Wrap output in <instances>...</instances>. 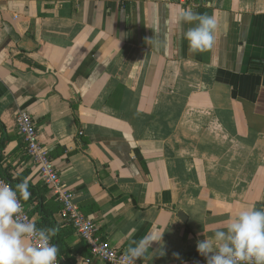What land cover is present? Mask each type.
Returning a JSON list of instances; mask_svg holds the SVG:
<instances>
[{
	"label": "crops",
	"instance_id": "1",
	"mask_svg": "<svg viewBox=\"0 0 264 264\" xmlns=\"http://www.w3.org/2000/svg\"><path fill=\"white\" fill-rule=\"evenodd\" d=\"M188 7L215 15L210 50H189ZM18 111L110 247L147 236L165 252L151 264L201 258L198 240L264 208V0H0V165L34 188L37 227L59 228L61 263L83 264Z\"/></svg>",
	"mask_w": 264,
	"mask_h": 264
},
{
	"label": "clouds",
	"instance_id": "2",
	"mask_svg": "<svg viewBox=\"0 0 264 264\" xmlns=\"http://www.w3.org/2000/svg\"><path fill=\"white\" fill-rule=\"evenodd\" d=\"M177 20L190 25L184 39L191 52L213 48L218 28L215 15L191 7L180 8ZM30 195L27 183L13 189L0 180V264H59V249L51 242L59 228H38L26 216L21 200L27 201ZM225 223V229L197 241V251L206 264H264V208L240 211ZM154 241L145 236L133 242L134 246H129L122 258L124 264H137L138 260L151 264L154 256H164L162 239L156 241L161 245L156 251L151 250ZM174 255L179 257L178 253Z\"/></svg>",
	"mask_w": 264,
	"mask_h": 264
},
{
	"label": "built area",
	"instance_id": "3",
	"mask_svg": "<svg viewBox=\"0 0 264 264\" xmlns=\"http://www.w3.org/2000/svg\"><path fill=\"white\" fill-rule=\"evenodd\" d=\"M186 1L179 0L181 4ZM16 120L17 131L23 141L26 156L37 168L41 182L48 189L61 215L70 224L71 229L80 237L88 250L89 256L84 259L83 264H92L93 260H98L104 264H124L122 258L125 252L108 245L101 237L94 222L81 212L74 201L73 194L63 186L60 176L49 158L48 150L38 140L33 118L24 111H18ZM0 180L2 179L0 178ZM21 203L23 204L24 213L32 220L29 209L22 201ZM58 261L59 264H62L59 257ZM182 264H206V259L204 257L194 258Z\"/></svg>",
	"mask_w": 264,
	"mask_h": 264
},
{
	"label": "trees",
	"instance_id": "4",
	"mask_svg": "<svg viewBox=\"0 0 264 264\" xmlns=\"http://www.w3.org/2000/svg\"><path fill=\"white\" fill-rule=\"evenodd\" d=\"M0 127L2 129V135L0 136V154L2 153L3 149H4V127L3 125H1L0 123ZM0 178L2 180H4L5 182H7L10 186L13 187V189H15V186L17 184L22 183L21 181H19L17 178H14L7 170L2 169L1 165H0ZM28 190L30 193L34 192V188L28 185ZM25 205L26 203L29 201V199L27 201H23L21 200Z\"/></svg>",
	"mask_w": 264,
	"mask_h": 264
},
{
	"label": "water",
	"instance_id": "5",
	"mask_svg": "<svg viewBox=\"0 0 264 264\" xmlns=\"http://www.w3.org/2000/svg\"><path fill=\"white\" fill-rule=\"evenodd\" d=\"M182 216V214L181 213H179V217H181Z\"/></svg>",
	"mask_w": 264,
	"mask_h": 264
}]
</instances>
